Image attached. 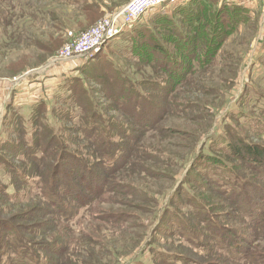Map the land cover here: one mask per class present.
<instances>
[{
	"label": "rangeland",
	"instance_id": "374dc122",
	"mask_svg": "<svg viewBox=\"0 0 264 264\" xmlns=\"http://www.w3.org/2000/svg\"><path fill=\"white\" fill-rule=\"evenodd\" d=\"M98 1L106 13L89 23L87 18L80 17L81 12L76 9L79 6L61 8L63 3L59 0H0V226L7 224L20 229L36 249L46 250L55 240L62 242L67 251L57 257L56 264H168L172 257L179 256L196 264H249L247 261L234 262L217 248L206 252L210 256L208 259L192 247L198 240L199 246L215 247L213 240L209 239L210 233L203 230L191 208L193 203L210 205L213 213L223 210L217 213V221L226 231L224 234L233 238V244L239 245L242 252L260 259L258 264H264V233L260 232L264 230V177L261 170L255 171V167L245 162L233 160L231 163L258 188L249 198V206L259 212L257 222L261 224H255L259 225L258 232L262 234L245 223L234 202L215 194L208 180L200 176L207 164L200 161L204 155L231 162L223 153L226 151L223 140L231 130L242 128L240 125L244 127L239 129L244 130L243 133H247V129L255 132L252 127L264 128L263 12L255 11L252 20L226 40L212 67L194 76L187 75V79L190 78L187 85L173 87L174 96L171 95L170 99L175 98L174 103L179 105L176 109L164 104L162 99L165 96L161 92L145 90L153 101L156 100L145 105L148 113L143 120L150 123V128H141L135 124L132 110L126 115L120 112L117 103L102 96L105 85L91 82L96 79H87L83 73L85 65L102 54L103 59L99 58L93 64L98 74L101 69L103 73L117 66L136 81L147 78L160 82L168 80L169 76L162 71L158 74L160 78L154 74L151 76L152 69L131 56V31L111 42L94 58L68 60L79 61L78 65L73 63L74 67L65 65L66 61L53 63L65 45L115 12L113 7L119 2ZM46 11L53 12L51 20L47 13L42 14ZM159 13L147 14L139 25H149ZM56 17L66 24V28L58 27L56 31L49 28L53 24L59 25ZM60 38L63 42L50 53L48 49ZM57 77L63 80L53 85V78ZM67 81L68 86L81 85L84 90H89L85 93L77 86L75 91L80 98L90 96L98 110L116 124L118 131L122 129L132 137L130 140L119 136L125 144L132 145L133 150V157L125 168L114 171V175H102L108 190L88 194L86 200L91 202L76 206L78 214L69 223L47 212L37 184V165L22 156V149L18 146V142H22L19 136L22 126L11 117V123H7L9 108L28 117L32 105L41 100L57 104L63 116V121L55 118L59 147L65 152L77 153L86 163L89 162L95 147L81 130L80 121H69L70 115L75 118L79 112L77 108L72 109V92H61L62 84ZM183 105L197 107L194 110L198 113H187ZM155 106H158L155 114L147 117ZM250 137L254 144L264 146V137ZM9 145L16 146L14 152L4 150ZM50 153L51 158L45 160L46 166H40V171L48 175L52 174L60 152L54 148ZM60 160L56 173H61L58 179L71 181L82 191V184L87 183L88 178L80 168L66 167L65 161L69 163L71 159ZM92 162L98 165L100 159ZM18 170L27 174L28 184ZM4 190L13 198H7ZM188 225L198 238L193 245L177 230L178 226L189 228ZM64 258L68 259L62 261Z\"/></svg>",
	"mask_w": 264,
	"mask_h": 264
},
{
	"label": "trees",
	"instance_id": "16d2710c",
	"mask_svg": "<svg viewBox=\"0 0 264 264\" xmlns=\"http://www.w3.org/2000/svg\"><path fill=\"white\" fill-rule=\"evenodd\" d=\"M59 1L63 3L60 4L61 8L79 6L76 9L81 12L80 17L87 18L89 23L95 22L96 19L104 15V12L106 13L105 10H102L98 0ZM66 13L63 12V14ZM42 14L49 16L50 20L54 16L51 11L42 12ZM252 18L251 11L242 5L221 4L220 0H189L184 5L176 8L171 15L156 14L149 25L140 26L137 24V27L135 26L130 30L131 48H129V51L131 56L137 58L141 64L148 65L152 69L151 76L154 74L155 77L160 78L158 74L159 71H162L167 73L169 76L168 80L160 82L153 78H147L146 80L136 81L124 74L117 66L116 69L110 70L111 68H109L103 73L101 69L98 74L93 64L99 58L103 59L102 54H99L92 62L86 64L83 73L87 76V79H96V81L91 82L105 85V89L101 92L102 96L117 103L120 112L126 115L131 113L130 110H132L135 124L141 128H150V123L147 121L145 123L143 120L148 113L145 105L152 104L156 99L153 101V97L146 94L145 90L161 92L165 96L162 99L164 104H167L169 108L176 109L179 105L174 103L173 99L175 98L170 99L171 95L172 97L174 96L173 87L187 85L190 79H187V75L194 76L212 67L226 40L242 26L247 25ZM59 20L56 17L59 25L53 24L49 28L55 29V31L58 27L66 28V24ZM62 42L61 38L59 41L55 40V45L49 48L48 51L50 53L54 52ZM67 84L68 81L62 84L61 92L62 90H69V93L72 92L71 97L74 98V107L72 109L76 110L77 108L79 112L75 118L70 115L69 121L78 119L82 127L81 130L91 145L95 147L89 162L86 163L79 154L65 152L59 147L58 143L60 142L57 141L58 131L56 130L55 118L63 121V116H61V107L58 108L57 104L52 105L48 100H41L31 107V113L28 117H24L15 108L13 111L12 108H9L7 123H11V117L12 120H16L22 126V130L19 132L22 142L19 141L18 146L22 149L21 155L27 156L26 158L30 162L37 165L36 169L39 171V174L36 172V175L39 176L37 184L42 192L41 195L43 197L41 196V199L48 208L46 209L47 212L69 223L78 214L75 210L76 206L88 205L91 202V200H86L88 194L92 195L98 191L108 190L105 185L106 180L102 175H114L112 174L114 171L121 169L123 166L125 168L126 164L131 161L129 159L133 157V150L132 145L125 144L119 138V136H124L125 139L129 138L131 140L132 137L122 129L118 131L116 124L110 118L105 117L102 111L98 110L90 96L84 95V98H80L78 91H75L77 86L85 93L89 92V90H84L81 85L73 84L71 86L72 84H69L68 86ZM183 106L186 107L187 113H194L195 111V113H198V110H194V108H197L195 106ZM157 107L155 106L152 108L153 110H149L147 117L153 116ZM182 109L184 108L182 107ZM12 112L14 113L12 114ZM240 126L242 128L239 129H244L243 125ZM252 128L257 132H253L252 129L245 130L247 133H243L244 130L239 129L231 130L230 134L226 135L223 140L226 145V151L223 153L227 155L231 162L229 163L214 155H204L200 161L207 164L200 176L208 180L207 183L215 194L228 202H234V205L240 208L245 223L252 226L257 233H264V230L261 231L259 229L260 221L257 222L259 212H255V209L249 206L251 204L249 198L255 195V191L258 188L239 173L240 169L236 165H232L233 160L245 162L249 166L255 167L253 168L255 171L261 170L260 173L264 177V146L254 144L253 138L250 137L252 135L264 137L261 134H264V128L262 130L256 127ZM131 142H134V140ZM13 147L16 146L9 145L8 148L4 149L3 147V149L6 152H14L15 149ZM54 148H57L60 153H58L57 164L54 166L52 174L48 175V173L40 171V166H46L45 160L51 158L52 153L50 151ZM60 159H63V161L71 159L72 162L67 163L65 161L66 167L80 168L88 178L87 183L82 184L84 185L82 191L78 190L76 184L73 185L71 181L61 180L62 178L58 179V176L61 175V173L56 174L59 164H61ZM94 159H100V163L95 165V162H92ZM123 162L124 164H122ZM198 167L202 169L199 165ZM18 171L23 181L28 184L27 174L24 171ZM93 171H95V175ZM60 190L63 191L62 194ZM4 193L7 198H13V195L8 194L6 190H4ZM193 204L191 205L193 212H195L193 216L199 220L203 230L210 233L209 239L213 240L215 247L199 246L196 232L195 230L193 231L191 225H188L190 226L189 228L178 226L177 230L180 231L179 233L183 235V238L190 245H193L197 238L198 242L195 241L196 244L192 247L198 251V254L206 255V252L209 253L217 248V250L237 263L247 261L249 264H258L260 262V259H257L252 254L242 252L243 249L239 245L233 244V238L224 234L226 231L223 230V227L217 221V213L220 210H216L213 213L210 205ZM255 223H259V225ZM259 230L260 232H258ZM21 232L20 229L14 226L7 224L0 226V264H56L57 257L59 255L62 256L67 251V249L62 247V242L58 243L56 240L46 250L36 249L33 243ZM41 251L44 252V255L41 254ZM209 258L210 256H208ZM65 259L68 258H64L62 261ZM181 263L192 264L194 262L187 257L179 256L178 258L172 257L168 264Z\"/></svg>",
	"mask_w": 264,
	"mask_h": 264
},
{
	"label": "built area",
	"instance_id": "2783aa9c",
	"mask_svg": "<svg viewBox=\"0 0 264 264\" xmlns=\"http://www.w3.org/2000/svg\"><path fill=\"white\" fill-rule=\"evenodd\" d=\"M172 0H131L122 9L109 14L77 40L65 45L55 61L94 58L103 48L137 26L151 12H159Z\"/></svg>",
	"mask_w": 264,
	"mask_h": 264
},
{
	"label": "crops",
	"instance_id": "0c3cea01",
	"mask_svg": "<svg viewBox=\"0 0 264 264\" xmlns=\"http://www.w3.org/2000/svg\"><path fill=\"white\" fill-rule=\"evenodd\" d=\"M117 1H119L117 4H120V5H115V7H113V9L115 10V11H118V10H120V9H122L126 4H127V2L129 1V0H117ZM189 0H172L171 2H169L166 6H164L163 8H161L160 10H159V12L160 13H164V14H166V15H170V14H172V12L176 9V8H178V7H180V6H182V5H184L186 2H188ZM220 3L221 4H223V3H226V4H238V5H242V6H245L246 8H248L250 11H251V13L252 14H254V12L256 11V12H258V11H261V12H263V15L262 16H264V0H220ZM105 8H103V10H104ZM125 34V33H124ZM123 34V35H124ZM122 36V35H121ZM121 36H120V38H121ZM75 61H77L76 59L75 60H73L72 62H69L68 60H66V62H65V65H69V66H73L74 67V62ZM55 62H59V61H53V63H55ZM61 62H63V61H61ZM75 64H79V61L78 62H75ZM65 65H62V66H64V68L63 69H66L65 67ZM53 75H58L57 73H54ZM62 78H60V77H57V78H53V82H52V84L53 85H56L57 83H61L62 82ZM59 85V84H58ZM33 106V105H32Z\"/></svg>",
	"mask_w": 264,
	"mask_h": 264
}]
</instances>
